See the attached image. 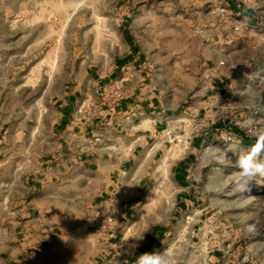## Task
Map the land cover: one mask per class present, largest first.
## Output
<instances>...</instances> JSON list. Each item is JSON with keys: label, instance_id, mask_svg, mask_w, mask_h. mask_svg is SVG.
Returning <instances> with one entry per match:
<instances>
[{"label": "rangeland", "instance_id": "obj_1", "mask_svg": "<svg viewBox=\"0 0 264 264\" xmlns=\"http://www.w3.org/2000/svg\"><path fill=\"white\" fill-rule=\"evenodd\" d=\"M124 29L146 61L148 82L182 97L195 93L203 67L225 60L213 81L233 89V104H211L232 95L210 89L204 105L186 107L185 121L146 170L143 199L112 253H97L90 237L96 212L73 204L46 264H136L169 247L177 264H264V175L245 193L235 188L237 162L264 128V0H0V210L33 195L29 173L45 170L57 151L56 96L66 85L88 87L91 70L97 81L110 74L129 49ZM182 111L174 112L178 120ZM191 152L194 203L182 210L174 168ZM249 223L257 225L254 236L242 231Z\"/></svg>", "mask_w": 264, "mask_h": 264}, {"label": "crops", "instance_id": "obj_2", "mask_svg": "<svg viewBox=\"0 0 264 264\" xmlns=\"http://www.w3.org/2000/svg\"><path fill=\"white\" fill-rule=\"evenodd\" d=\"M123 32L129 49L116 59L110 74L97 81L91 70L88 87L79 82L66 85L56 96V155L45 170L29 173V199L10 200L0 210V264H46L49 250L60 243L64 224L72 222L73 204L93 215L100 204H118L120 218L114 229L100 233L93 223L90 233L98 243L97 253H112L126 219L143 199L146 170H153V161L173 139L177 121H185L187 108L201 104L194 94L182 97L178 90L166 92L160 83L148 82L146 61ZM223 83L216 78L211 91L224 93ZM220 100L211 104L225 99ZM177 108H183L179 120ZM192 157L191 152L174 168L182 210L194 203L187 166ZM61 199L68 204L62 206ZM217 264H223L222 258Z\"/></svg>", "mask_w": 264, "mask_h": 264}, {"label": "clouds", "instance_id": "obj_3", "mask_svg": "<svg viewBox=\"0 0 264 264\" xmlns=\"http://www.w3.org/2000/svg\"><path fill=\"white\" fill-rule=\"evenodd\" d=\"M220 152L219 150H213ZM264 154V128L260 129L255 137V143L251 145L250 151L242 155L238 160V167L241 169L236 175L239 179L235 182V188L241 193L249 191V183L254 179L257 173L264 175V162H259L257 157ZM226 161V154L223 153ZM228 162V161H226ZM254 199V197H248ZM242 231L249 236L257 234L258 229L255 223H249L244 226ZM177 253L169 247L160 252L144 253L137 259L136 264H177Z\"/></svg>", "mask_w": 264, "mask_h": 264}, {"label": "built area", "instance_id": "obj_4", "mask_svg": "<svg viewBox=\"0 0 264 264\" xmlns=\"http://www.w3.org/2000/svg\"><path fill=\"white\" fill-rule=\"evenodd\" d=\"M225 66L226 61L220 60L213 66L204 69L200 83L194 93V97L201 103V105H204L207 101L206 99L210 98L208 92L212 88L211 82L217 75L223 74V69L225 68ZM223 89L225 90L226 94L232 95L229 100H224L226 107H230L233 104L235 93L233 89L228 86V84H225V87ZM117 96L120 97L121 93L117 92ZM236 125H240V123H236ZM248 132H252V129H248ZM228 139L231 140L232 137L228 136ZM119 218L120 209L118 207V204L115 201H112L109 205L100 204L98 206L95 213L94 224L98 232L109 233L114 229Z\"/></svg>", "mask_w": 264, "mask_h": 264}, {"label": "bare ground", "instance_id": "obj_5", "mask_svg": "<svg viewBox=\"0 0 264 264\" xmlns=\"http://www.w3.org/2000/svg\"><path fill=\"white\" fill-rule=\"evenodd\" d=\"M165 157H167V156H165ZM164 162H166V160H164ZM166 165H168V164H166ZM164 174L167 176L169 175V169L168 168H166V170L164 169Z\"/></svg>", "mask_w": 264, "mask_h": 264}]
</instances>
